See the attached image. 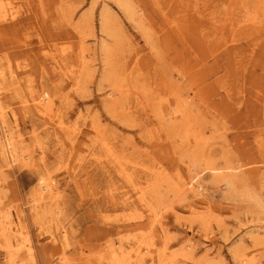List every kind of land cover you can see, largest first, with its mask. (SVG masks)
I'll use <instances>...</instances> for the list:
<instances>
[{
  "label": "rangeland",
  "instance_id": "obj_1",
  "mask_svg": "<svg viewBox=\"0 0 264 264\" xmlns=\"http://www.w3.org/2000/svg\"><path fill=\"white\" fill-rule=\"evenodd\" d=\"M263 2L0 0V264H264Z\"/></svg>",
  "mask_w": 264,
  "mask_h": 264
},
{
  "label": "bare ground",
  "instance_id": "obj_2",
  "mask_svg": "<svg viewBox=\"0 0 264 264\" xmlns=\"http://www.w3.org/2000/svg\"><path fill=\"white\" fill-rule=\"evenodd\" d=\"M264 5V2H263ZM1 11V10H0ZM139 14H141V11ZM2 18V13L0 12V19ZM210 25L216 24V22L213 20L212 17L209 18ZM125 71H127L129 63L127 61L124 62ZM46 96V95H44ZM41 96V99L39 103H41V106L44 109V112L50 111V100L47 97ZM179 97L174 100V103L178 101ZM179 104V103H178ZM171 105H164L160 107V112L162 113V122L168 123L173 128H181L182 125L185 123V121L188 118L189 111L186 110L187 108L184 107L186 105L179 104V106H174L170 108ZM2 118L1 115V106H0V120ZM2 123V122H1ZM12 138L3 136V139L0 140V149L2 151L3 155H7L8 159L11 160V149L13 150ZM11 162V161H10ZM212 172H214L213 176L216 177V183L220 185V187L228 188L229 190H232L234 187V178L233 177H225L222 175V171L219 169H211ZM126 181H128L130 178L129 174H126L125 177ZM37 189L35 191V197L37 199L43 200L44 198H51L53 195V192L56 190L55 185H52L51 182H49L46 179H39L37 183ZM202 187L200 184L193 185L191 181L185 182L181 181L175 189L174 196H180V192L187 193L188 191H191L193 193L194 197H201L203 195V192L201 191ZM145 208L147 211H149L152 214L153 217V223L159 222V215L157 209L153 208L151 205L145 203ZM173 207H171L172 209ZM15 244L17 245L16 241ZM150 249L143 247V242L140 240H135L132 242V244L128 248H124V246L120 243L117 248L112 250V258L115 259V264H145V256L147 254H150ZM102 258H99L98 261H100ZM239 264H252L251 259L249 258L248 254L244 253L241 255V258L239 259Z\"/></svg>",
  "mask_w": 264,
  "mask_h": 264
}]
</instances>
